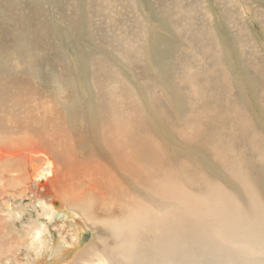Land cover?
<instances>
[{
	"label": "rangeland",
	"instance_id": "1",
	"mask_svg": "<svg viewBox=\"0 0 264 264\" xmlns=\"http://www.w3.org/2000/svg\"><path fill=\"white\" fill-rule=\"evenodd\" d=\"M101 6H104L102 11ZM263 21L264 0H0V146L10 148L11 139L19 138L20 134V138L26 134L33 135L32 138L37 135L49 160L55 162L52 157L58 153L51 144L58 138L55 133L59 122L64 123L63 129L67 128L71 132V127L83 128L81 122L84 114L93 112L91 115L101 133L102 119L98 105L102 100L103 110L114 106L113 110L119 111L122 118L124 112L128 111L133 132L141 124L140 131H149L150 136L164 146L170 157L175 155L176 163H191V183L188 175L185 177L176 168L172 171L167 167L159 168L161 173L164 170L169 173L171 179L176 178V182L170 181L173 186L163 182V188H176L177 184L184 181L185 191L192 189L194 184L195 193L203 197L206 195L205 198L209 200H217L214 196L217 186L223 185L239 200L244 209H239L241 217L250 212L248 218L251 227H240L238 233L242 235L235 241L239 250L236 257L240 261L237 264H264V218H257L255 212L259 205L262 207L261 213H264ZM175 30L180 34H175ZM131 52L133 55L129 59ZM94 73L106 74L108 78L99 88L93 82ZM142 80L144 83H141ZM77 81L83 83V89L86 87L90 93L81 102L71 95ZM106 87L110 90L117 88L122 95L112 100L102 93ZM183 88H189L184 99L180 97ZM175 94H178V100ZM13 98L25 100L16 105L17 100L12 101ZM117 100L116 106L114 101ZM10 103H14L12 106L16 108L11 107ZM40 104L48 106L44 105L49 108L48 111L44 110L45 114L39 109H43ZM37 105L40 107L37 108ZM53 111L59 112L56 118L60 116L54 124L47 118L48 114H54ZM109 111L112 112L105 110L106 114ZM36 114L42 116L34 131V121L31 125L29 119ZM163 114L167 117L162 118ZM72 117L74 120L71 121L74 122L69 127L67 122ZM168 119L174 122V129L182 127L177 129L181 132L175 129L177 135L181 133L180 138L176 134L173 137L174 129L166 123ZM157 121L166 129L157 127ZM230 121H235L240 128H228L226 123L229 126ZM189 122H193L194 126ZM22 123L18 131L16 126ZM198 126L202 130L195 133L194 139L198 140L196 145L193 148L183 145V134L189 135L190 131L193 135L192 127ZM223 133H226V137L214 136ZM228 134L239 142L237 149ZM244 134L245 138L242 137ZM77 138L82 139L83 135ZM33 140L19 142L17 151L27 155L29 151L20 148L38 143ZM4 141L8 143L7 146ZM227 142L232 146L229 159L224 157V153L220 154ZM129 143L132 144L131 139ZM168 144L175 146V152H169ZM83 145L78 154L84 153ZM214 147L220 154L219 160L212 156ZM4 164L5 168L7 162ZM38 164L43 166L44 162L39 160ZM12 166L11 163L10 168ZM148 166L152 169L153 163L148 161ZM231 166L238 169L230 172ZM17 171L21 175L17 184L19 188L8 183L7 175L3 176L7 183L4 190L9 189V194L15 193L10 188L12 185L14 189L20 190L18 192L23 196V204H28L31 195L24 190L25 183L21 182L24 171L18 167ZM236 174L245 181L248 189L243 188V181L240 182ZM150 179L156 184L152 177ZM42 185L44 181L40 180L38 189ZM137 192L136 187L132 186L133 196H140L141 193ZM106 203L105 197L99 203L96 202L102 207L100 213H104L103 205ZM223 203L227 215L235 214L229 207L232 203ZM28 209L36 216L34 210ZM50 231L54 235L48 237L49 242H57L66 235L65 232L59 234L55 226H51ZM207 232L203 237L193 234L195 241L192 242V251L187 255L180 253L179 264L229 262L226 258H220L221 262H217L206 251L198 248L201 242L204 246H210L206 241ZM6 238H0V247L4 241L5 246L14 242L12 240L7 244ZM74 256L72 254L69 259ZM173 260L174 255L167 254L164 261L173 264Z\"/></svg>",
	"mask_w": 264,
	"mask_h": 264
},
{
	"label": "bare ground",
	"instance_id": "2",
	"mask_svg": "<svg viewBox=\"0 0 264 264\" xmlns=\"http://www.w3.org/2000/svg\"><path fill=\"white\" fill-rule=\"evenodd\" d=\"M101 8L103 9L104 6H101ZM174 32L175 34H180L178 30ZM119 45L121 46L120 43ZM131 46L134 45L131 44ZM129 55L131 56L129 59H131L133 52L129 53ZM105 76L106 74H93V82L96 88L105 83L107 78ZM143 80L141 83H144ZM155 80L157 79L154 78V82H156ZM77 82L74 85L75 89L72 88L74 83H71V88L74 91L71 95L74 97L73 99L81 102L89 97L90 93L86 87L83 89V83ZM188 89L183 88L180 93L181 98H185L184 96L188 94ZM102 93L104 96L111 97V99H118L122 95L117 88L110 90L108 87ZM8 96L10 97V95ZM5 99L7 98L5 97ZM15 99L18 101V98ZM15 99L13 98L12 101ZM106 99L109 100L108 98ZM175 99H179L178 94H175ZM24 100L20 98L18 103L16 101L15 104L19 105ZM12 104L14 103H10L11 107L14 108L15 106H12ZM44 105H41L43 109L39 108L40 106L38 105L37 108L44 111L47 109ZM114 105H118V100L114 101ZM103 107L104 102L102 100L98 105L102 119L101 133L98 123L91 115L93 112L84 114L81 122L84 124L83 128L82 126H78V128L71 127V132H68L67 128L63 129V122L58 123L59 127L55 133L58 134V138L56 142L51 144L54 145L55 152L59 154L52 157L55 162L49 160L48 153L42 146L43 143H39L38 138H36L37 135L32 138L33 135L28 136L29 134H26L28 136L27 140L34 139L38 142L36 144L31 143L32 145L27 148H20V150L29 151L27 155H25L26 153L22 155L24 152H18L16 148L20 145L19 142L27 141L26 136L24 137L26 141H24L23 137L20 138L21 134L19 138L11 139L10 145L13 150L11 147L0 146V238L4 240L7 237V244L12 240L14 241L12 245L8 246H5V241L4 243L2 242V245H4L0 247V258H2L0 263L166 264L164 261L165 256L169 254L174 255L173 264H179L180 253L187 255L192 251V242L195 241L194 235L203 237L207 230H210V232H207L208 238L206 241L210 246H204L201 242L198 248L206 251L217 262H221L220 258L229 259L228 263L222 262V264L239 263L240 261L236 257L239 255V250L235 245V241L237 237L242 235L238 233L240 227H251L249 226L251 223L248 218L250 212L242 218L239 213V209L242 208L239 200L219 183L214 195L217 200H209L206 199V195L205 198L195 193L194 184L192 189L187 190L189 192L185 191L184 181L182 183L178 182L179 184L176 185V188H163V182L170 183L171 181L174 183L176 178L171 179L169 173H165V170L164 173H161L159 168L167 167L171 171L176 168L179 173H184L185 177L188 175V181L191 183V163H176L174 160L175 155L170 157L164 146L159 145L158 140L152 138L147 130L131 135L128 111L124 112L122 118L119 111L113 110L115 109L113 108L114 106H108L105 109L112 110L108 114L103 110ZM163 109H160V112ZM58 113L55 111L54 114H48L47 118H49L50 123L54 124V121L57 123V119L60 117L56 118L59 115ZM44 114L43 117L45 118ZM163 115L162 118L167 117L166 114ZM174 115L176 116V113ZM235 115L239 114L235 113ZM40 116H33L29 119L31 125L32 121H34V131L39 126ZM72 119L73 117L67 122L68 126L73 125L74 121H71ZM120 119H123L121 123ZM166 123L174 129L172 126L174 122H170L168 119ZM189 123L190 125L193 124V122ZM155 124L157 127L160 126L162 130L166 129L161 122L157 121ZM199 124L201 123L199 122ZM40 125L45 126L41 123ZM22 126L23 123L20 126H16V129L19 131ZM175 126L179 125L175 124ZM226 126L230 129L232 127L240 128L235 121H230L229 126L226 123ZM10 128L12 129V127ZM181 128L177 127L175 129ZM175 129L174 133L170 132L173 137L176 134V137L180 138L181 133L177 135ZM192 130L193 135H191L192 132L190 131L189 135L184 133L182 137L184 141L181 142L190 148H193L198 141L194 139L195 133L202 129L201 126H198L192 127ZM119 132L121 133L117 135ZM80 135H83V138L86 136L87 139H78L77 137ZM225 135L226 133L214 136L223 138L226 137ZM228 135V138L234 142L235 149H237L239 142L231 134ZM242 137L245 138V134ZM129 139H131L132 144L129 143ZM238 140L240 141V139ZM150 143L153 144L151 145ZM81 145H83L82 151L84 153L78 154V151L81 150ZM168 145L170 146L168 147L169 152H175V146ZM225 146L221 149L220 154L224 153V157L229 159L232 146L229 145V142ZM220 154H217L214 147L212 156L214 158L216 156L219 160ZM39 160L44 162L43 166L38 164ZM148 161L153 163L152 169L149 168ZM6 162L7 164L4 168V163ZM11 163L13 166L10 168ZM16 166L24 171L21 182L25 183L24 190L31 195L27 200H30L28 204H23L21 200L23 196L18 192L20 190L14 189L11 187L12 185L9 184L15 193L9 194L7 192L9 189L7 191L4 190L7 183L3 176L8 175V183L13 184V186L19 184L21 175H18ZM237 169L232 167L230 172ZM193 172H196V170ZM226 173L229 172L227 171ZM236 176L240 182L241 180L243 181V188L248 189L245 181L238 174ZM150 177L156 184L151 182ZM35 180L44 181V185L38 189V183L35 184ZM171 185L173 186V184ZM132 186L136 187L137 193H141L140 196H133ZM104 197L107 203L103 205L104 213H100L102 207L96 205V202L99 203ZM90 199L94 201H90ZM210 201H216V203L212 204ZM223 201L228 204L232 203L229 207L235 214L227 215ZM53 205H57V207L54 208ZM28 208L34 210L36 216H33L28 211ZM258 209L260 210L259 213H257ZM261 211L262 207L257 205L255 210L256 217L263 219L264 213H261ZM237 214L238 216L235 218ZM41 219L43 220L42 223L39 222ZM51 226H55L59 234L62 235L65 232L66 235L64 234L65 236L61 237L57 242H51L50 240V243L48 237L50 238L54 235L50 231ZM72 254H75V256L69 259ZM101 257L103 260H101ZM202 264H209V262L206 261Z\"/></svg>",
	"mask_w": 264,
	"mask_h": 264
},
{
	"label": "crops",
	"instance_id": "3",
	"mask_svg": "<svg viewBox=\"0 0 264 264\" xmlns=\"http://www.w3.org/2000/svg\"><path fill=\"white\" fill-rule=\"evenodd\" d=\"M192 113V112H191ZM140 126H142L141 124L140 125H138V127H137V131L136 132H133V129H132V127H131V133L134 135V134H139V133H137V132H139L140 131Z\"/></svg>",
	"mask_w": 264,
	"mask_h": 264
},
{
	"label": "water",
	"instance_id": "4",
	"mask_svg": "<svg viewBox=\"0 0 264 264\" xmlns=\"http://www.w3.org/2000/svg\"><path fill=\"white\" fill-rule=\"evenodd\" d=\"M34 183H35V184H36V183H40V181H38V180H35V181H34Z\"/></svg>",
	"mask_w": 264,
	"mask_h": 264
}]
</instances>
